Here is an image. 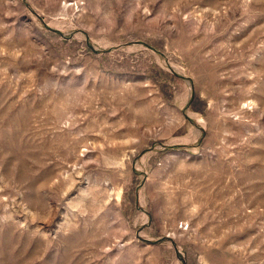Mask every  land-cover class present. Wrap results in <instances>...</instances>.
I'll use <instances>...</instances> for the list:
<instances>
[{"label": "rangeland", "instance_id": "1", "mask_svg": "<svg viewBox=\"0 0 264 264\" xmlns=\"http://www.w3.org/2000/svg\"><path fill=\"white\" fill-rule=\"evenodd\" d=\"M0 264H264V0H0Z\"/></svg>", "mask_w": 264, "mask_h": 264}]
</instances>
